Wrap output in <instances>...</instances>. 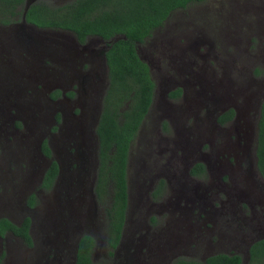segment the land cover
Masks as SVG:
<instances>
[{
	"label": "rangeland",
	"instance_id": "rangeland-1",
	"mask_svg": "<svg viewBox=\"0 0 264 264\" xmlns=\"http://www.w3.org/2000/svg\"><path fill=\"white\" fill-rule=\"evenodd\" d=\"M188 10L195 17L186 25L183 20L188 16H171L182 28L170 42L160 38V32L168 30L161 26L137 43L136 50L154 81V74L159 82L193 78V86L187 85L173 104L183 109L182 117L187 114V127L198 118L204 135L193 149L200 152H192L185 163L184 152H175L179 148L172 140L173 127L164 117L152 118L158 115L154 106H163L157 88L154 104L130 143L126 216L112 253L106 244L104 213L110 188L100 198L94 192V120L102 88L86 92V87H77L81 73L96 72L94 80L104 79L106 67L94 53L101 42L92 36L84 46L77 44L75 70L69 71L72 86L54 88L68 75L59 64L66 65L68 51L66 47L60 49L63 54L56 51V42L63 37L64 45L72 44L73 33L43 28L41 34L30 36L24 49L17 24L0 26V215L15 222L29 217L31 238L28 245L10 233L0 235V264H72L81 233L94 239L91 264H166L171 255L200 259L209 251L238 249L233 242L239 233L253 225L264 229V181L253 165L255 119L264 95V0L192 1L171 12ZM200 62L201 74L188 77ZM228 108L233 110L229 121L213 120ZM156 121L163 122L159 134ZM218 130L222 132L217 134ZM51 160L57 164L55 176L42 186V170ZM197 161L204 165L200 174L190 171ZM181 187L187 197L196 189L206 190L198 199H187L175 221L177 210L170 199L172 190ZM227 207L235 222L228 220ZM217 222L229 223L224 230L229 239L209 232ZM163 234L166 243L158 237ZM219 242L224 247L217 246Z\"/></svg>",
	"mask_w": 264,
	"mask_h": 264
},
{
	"label": "trees",
	"instance_id": "trees-1",
	"mask_svg": "<svg viewBox=\"0 0 264 264\" xmlns=\"http://www.w3.org/2000/svg\"><path fill=\"white\" fill-rule=\"evenodd\" d=\"M25 0H0V23L23 19L37 27L64 29L82 41L87 35L102 38L106 66V86L101 96L100 110L94 125L97 141V165L94 192L100 198L109 186V199L104 208L106 244L108 253L118 243L127 208L126 162L128 146L133 139L151 102L154 82L148 64L136 51V43L143 42L151 30L161 25L167 14L192 1L200 0H67L59 3L50 0H33L24 9ZM255 155L257 169L264 178V99L257 118ZM45 153L48 152L43 145ZM57 170L51 160L45 168L40 184L48 186ZM190 171L203 172V165L195 162ZM33 195L28 197L32 204ZM29 218L19 224L0 217V234L5 229L20 236L30 245L27 231ZM93 237L82 233L75 243L73 264H91L90 250ZM258 240L249 248L250 260L257 254ZM238 254L214 253L198 258L176 256L168 264H238Z\"/></svg>",
	"mask_w": 264,
	"mask_h": 264
},
{
	"label": "flooded vegetation",
	"instance_id": "flooded-vegetation-1",
	"mask_svg": "<svg viewBox=\"0 0 264 264\" xmlns=\"http://www.w3.org/2000/svg\"><path fill=\"white\" fill-rule=\"evenodd\" d=\"M186 7H187V5H185L184 7H179V8H175V9H176V11L177 10H183ZM175 9H173V10H175ZM171 11L167 14L166 18L163 20L161 25H157V26H155L153 28V29L161 28V26L168 27L167 29L169 31L166 30V31H163V33L160 32V34L163 37L162 38L160 36V38L164 39L165 42L166 41L170 42L174 38V35L177 32H179L181 30V28H182V25L180 27H178L180 25L181 21L171 20L172 17L176 18L178 16V18H180L181 16H188L186 21H185V19L183 20L185 25L190 23V22H192L193 18L195 17L194 15L191 14L190 10H188L187 13H182V14L180 13L178 15H174V12L172 13ZM169 17H171V18L168 20ZM174 23H176V24L178 23V26L176 24L174 25ZM10 24H17L18 25V27H16V28L20 29L17 32L18 33V38H20L19 40H21L23 42L22 44H24V49H27L29 47L28 43H30V40H31L30 36H36L37 34H41L39 31H40V29H43L41 27H37V26H35V25L31 24V23L26 22L23 19V14H21L20 19H15L14 21H11V22L6 23V24H1L0 23V26H7V25H10ZM60 30H64V29H60ZM152 30H151V33H152ZM163 30H164V28H163ZM92 36H94V35H87V36H85V38L82 41L77 40V38L75 36H73L74 42L72 44L67 42L66 45H64V43H63L64 42L63 37L61 38V40H57L56 46H55V48L56 47L57 48L55 50L58 51V52L60 51L63 54V52L60 49L63 48V47H66V49L68 51L67 56L64 59L66 65H61V62L59 63L60 67L64 68L68 72V75L65 76L64 83L63 82H59L56 87L54 86V88H59L60 85L63 86L64 88L72 86L73 77H71V76H73V75L71 73H69V71H74L75 70L74 66H75L76 58H77V52H76L77 44H80V45L84 46V44H83L84 40H86L87 38H90ZM97 39L101 42V44L100 45L98 44V46H96L97 48H95L94 53L96 51L99 53L100 58H101V62H102L101 64L105 65L103 52H104V50L106 48V45H105V42H104V40L102 38L98 37ZM32 43H34V42H32ZM135 47H136V45H135ZM35 48H36V46L34 47V49ZM69 51H70V53H69ZM188 51H189V49H188ZM94 53H92V55H94ZM189 56L190 55H187L186 59ZM196 56H198V55L196 54ZM200 59L203 60L202 58H200ZM187 61L191 65L192 62L189 61V60H187ZM77 64H79V62ZM201 65H202L201 62L199 64H196V66H198V70L196 72H192V71L189 70L187 72L188 77H194V76H198V74H201V69H202ZM148 69H149V72H150V67L149 66H148ZM105 70H106V68H105ZM185 72H186V70H185ZM105 74H106V72H105ZM96 75H97L96 72H94V73L93 72L81 73L78 76L77 87L80 85V86L83 87V90H85V87H86V92H88V89L90 91H95V90H99V89L102 88V91H101V94H100V97H99V102L97 104V111H96L97 113H99L100 104H101V96H102L104 88L106 86V75H105L104 79L102 77H100L99 80H94V77ZM150 76H152L151 73H150ZM154 78H155V81L153 80L154 88H153V94H152L151 102H150V104L148 106V109H147L144 117L150 112V109L152 108V105L154 104L155 93L157 92V88H159V92L158 93L161 96V97H159V101H160V104H163V106L161 107V109L163 111L160 109V107L158 105H155L154 107L156 108L158 115H156L154 117L152 116V118L161 119L162 117H164V118L167 119V122L174 129L173 130L172 140L174 141L175 144H177V147L179 148V150L175 151V152H184V162L187 163L188 157L189 158L192 157V152H200V151H197V150L193 149V145H194V142L197 139L201 138L204 135V130L198 127V118L194 117L192 123L189 126L191 132L188 131L189 127H187L186 124H184V122L186 121L185 118H186L187 114H184L183 117H182L181 114H182L183 109L181 107H178V105L173 104V102L176 101L178 98L182 97L186 93L185 89H186L187 85L193 86V84H194L193 81H192L193 78H191V80H188V79H185V78L181 79L180 77L177 76L176 78H170V77L169 78H164L160 82L158 81L159 77L157 75L154 74ZM93 82H94L95 85H93ZM62 83H63V85H62ZM159 86H161V88ZM56 90H58V89H56ZM263 99H264V95L262 96V98H261V100L259 102V106H258V110H257V116H256V119H255L254 138H253L254 139V141H253L254 164L253 165H254L256 171L258 172L259 176L264 181V178L262 177V175L260 174V172L257 169V161H256V155H255V147H256V139H257V125H256V123H257V118H258V115H259L260 103H261V101ZM144 117H143L140 125L142 124V122L144 120ZM232 117H233V110L231 108H228L226 110L219 111L217 116H214L213 120H216V121L222 123V122L229 121ZM96 120H97V116H96V119L94 120V125L96 123ZM156 123H157V133L159 134L160 133V129L159 128H164L163 127V122H161V125H160L159 121H156ZM199 124H202V123L200 122ZM138 129L139 128H137V130ZM220 132H222V131L218 130L217 134H220ZM188 135H192V136L188 137ZM160 137H162V136H160ZM165 138H166V140L169 139L167 136H165ZM130 143H129V146H128V151H129ZM187 152H189V153H187ZM127 157H128V154H127ZM198 157L203 158V156H199V155H198ZM48 162H50V161H48ZM48 162H47V164H48ZM197 162H200V161H197ZM200 163H202V162H200ZM202 165H203V163H202ZM126 166H127V162H126ZM46 167H47V165L42 170L41 178H42L43 172H44ZM207 167H208V163H207ZM203 169H204V165H203ZM40 182H41V180H40ZM126 189H127V183H126ZM205 190H206V188L202 189L201 191L196 189L194 191L193 197H187L186 188H185V191H184L183 187H181V188H179L177 190H172V195H173L172 198L171 199L167 198V200L165 202H161V204L164 206V204H166V202L169 201V199H170V201H172L171 204L174 205V207L177 210L176 214H174V216L176 218H173V219H175V221H178L180 219L184 204L187 201V199L188 200L198 199L201 194L205 193ZM229 199H231V198H227L226 200H229ZM228 204L230 206L232 205V209L234 210V205L235 204L233 202H231V201ZM226 211L229 212V215H230L228 220L229 221L232 220V221L235 222V218H234L235 216H233L231 214L232 212L228 209V207H227ZM125 216H126V214H125ZM0 217H5V218L9 219L11 222H13L15 224H19L26 216L23 219H21L19 222H15L14 220H12V219L8 218L7 216H4V215H0ZM225 219L226 218H224V220ZM242 219L243 218H241V220ZM245 221L247 222V220H245ZM124 222H125V218H124ZM124 222H123V225H124ZM215 224H219V223L217 222ZM229 227H230L229 223L220 222V224L218 226H216V227L214 225L209 226L208 230H209V232H214V230H215V234L218 237H219V235L222 234L223 236H225L226 239H227V237L229 239L230 236L228 235V230H227V232L224 231L225 228H229ZM251 227H253V228L250 229V231L239 233L234 238V242L233 243H238L237 244L238 249H234L233 247H231V248L224 249V250L209 251V252H206L205 254H203V256L200 258V260L203 261L206 256L214 254V253H227V254H238L239 257H240V260H239L238 264H242V263H244V264H264V262H263L264 261V252L262 254H258L262 250V247H261L260 244H257L255 246V250H256L257 254L254 255V258L252 259V261L250 260L249 248H250L251 244L256 242V241H258V240H264V233H257L258 230L264 231V229H261V226H255V225H253ZM27 231H28V233L30 231V219H29V222H28ZM4 233H10V234H12L14 236H18L17 234H14V233H12L11 231H9L7 229H5L3 231V233L0 234V235H3ZM18 237H20V236H18ZM158 237L159 238L162 237L161 240L166 243L164 234L163 235H159ZM202 237H203V240H204L205 237L203 235L199 236L200 239ZM120 238H121V233H120L119 240H120ZM75 243H76V241H75ZM219 245L224 247L225 243L219 242L217 244V246H219ZM242 251L244 252V257H245L244 261L242 259V256H243L241 254ZM74 255H75V247H74ZM171 256L172 257H170L168 259L166 264H168L174 257H176L178 255H171ZM73 261H74V256H73L72 264H73Z\"/></svg>",
	"mask_w": 264,
	"mask_h": 264
},
{
	"label": "water",
	"instance_id": "water-1",
	"mask_svg": "<svg viewBox=\"0 0 264 264\" xmlns=\"http://www.w3.org/2000/svg\"><path fill=\"white\" fill-rule=\"evenodd\" d=\"M32 0H25L24 4H23V8L25 9L28 5V3H30Z\"/></svg>",
	"mask_w": 264,
	"mask_h": 264
}]
</instances>
